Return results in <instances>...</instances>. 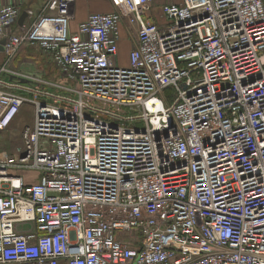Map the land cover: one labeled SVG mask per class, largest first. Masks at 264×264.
<instances>
[{"label":"built area","instance_id":"obj_1","mask_svg":"<svg viewBox=\"0 0 264 264\" xmlns=\"http://www.w3.org/2000/svg\"><path fill=\"white\" fill-rule=\"evenodd\" d=\"M110 1L72 30L76 0H47L13 30L21 7L0 0V130L34 106L0 159V264H264V0L157 18V0ZM25 44L72 86L9 67Z\"/></svg>","mask_w":264,"mask_h":264},{"label":"crops","instance_id":"obj_2","mask_svg":"<svg viewBox=\"0 0 264 264\" xmlns=\"http://www.w3.org/2000/svg\"><path fill=\"white\" fill-rule=\"evenodd\" d=\"M4 4H14L21 7L22 12L26 11L28 16L24 21V24L31 23L41 12L42 9L47 2V0H1ZM161 4V3H160ZM113 10V5L110 0H76L74 5V19L71 22L72 30H77L78 24L84 21L87 16L91 12H110ZM22 14V13H21ZM21 25L18 23L13 24L12 29L16 30ZM126 32L128 33L125 27L122 28V37L120 40L119 47L121 50L125 49L129 51L130 47L133 45L134 39L130 36L128 38ZM2 42V41H1ZM0 42V71L3 67L7 54L4 50L3 45ZM131 42V43H130ZM133 47V46H132ZM131 47V48H132ZM128 62V58H127ZM51 64L53 65L54 71L58 69L51 62V58L49 54L45 53L38 46H33L30 44H25L21 47L19 52L13 57L11 62L9 63V67L15 69H22L28 72H34L47 80H51L52 73H54L55 80L60 79L61 76H58L57 73L51 71ZM4 79H8L11 81L10 76L2 73L0 75ZM16 81L17 79L13 78ZM20 83L24 85H34L37 90H46L48 86H45L43 83H31L27 80H22ZM34 123V106L31 104H25L20 109L16 118L12 121L10 126L6 129L0 130V159L8 157V156H17L20 155L24 150V144L22 140V131L28 125H33ZM15 174L22 175L21 172L17 169H13L12 171ZM24 177V176H23ZM39 179L32 178L26 180L28 183H32V181L37 182ZM61 264H65L64 261H61Z\"/></svg>","mask_w":264,"mask_h":264},{"label":"rangeland","instance_id":"obj_3","mask_svg":"<svg viewBox=\"0 0 264 264\" xmlns=\"http://www.w3.org/2000/svg\"><path fill=\"white\" fill-rule=\"evenodd\" d=\"M180 1H182V0H157V4H159V5H155V8H156L155 9V13H156L155 14V17L157 18V17L160 16L159 15V10L161 8L160 3L162 4L164 2H180ZM126 34H127L128 38L131 41V38L129 36V33L126 32ZM134 43L135 42H133V45H134ZM131 47H130V49H131ZM127 58H128V50H125V49L121 50V49H119V63L121 65H127L128 64ZM52 70H53V66H51V71ZM54 72L57 73L58 76H60V72L58 70L57 71H54ZM60 80L66 82L69 86H72V83L73 82L71 80H68L66 78H64V79L63 78H60ZM134 126L135 127L143 128L145 126V124L143 122H138ZM17 170H19V172H21L23 174V176L26 178V180H29V179H32V178H37V180H38L39 179V176L41 174V172L39 170H37V169H17ZM32 183H36V182L32 181Z\"/></svg>","mask_w":264,"mask_h":264},{"label":"water","instance_id":"obj_4","mask_svg":"<svg viewBox=\"0 0 264 264\" xmlns=\"http://www.w3.org/2000/svg\"><path fill=\"white\" fill-rule=\"evenodd\" d=\"M27 16H28L27 12H26V11H23L22 14L20 15L19 19H18V23H19L20 25H23V24H24V21H25L26 18H27ZM4 41H5V40H3V41L1 42L2 45L4 44Z\"/></svg>","mask_w":264,"mask_h":264},{"label":"trees","instance_id":"obj_5","mask_svg":"<svg viewBox=\"0 0 264 264\" xmlns=\"http://www.w3.org/2000/svg\"><path fill=\"white\" fill-rule=\"evenodd\" d=\"M51 66H53V65L51 64ZM52 71H54V68H53ZM51 74H52V78H51V79H55L56 76L54 75V73L51 72ZM172 92H173L172 88H168V89H166V93H167L168 95H171Z\"/></svg>","mask_w":264,"mask_h":264},{"label":"bare ground","instance_id":"obj_6","mask_svg":"<svg viewBox=\"0 0 264 264\" xmlns=\"http://www.w3.org/2000/svg\"><path fill=\"white\" fill-rule=\"evenodd\" d=\"M221 205H223V204L221 203Z\"/></svg>","mask_w":264,"mask_h":264}]
</instances>
